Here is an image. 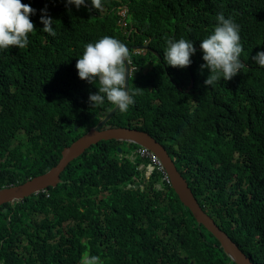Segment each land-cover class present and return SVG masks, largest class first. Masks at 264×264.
I'll use <instances>...</instances> for the list:
<instances>
[{"label":"trees","instance_id":"trees-1","mask_svg":"<svg viewBox=\"0 0 264 264\" xmlns=\"http://www.w3.org/2000/svg\"><path fill=\"white\" fill-rule=\"evenodd\" d=\"M163 1L141 8L132 0L137 38L154 36L162 56L165 36L200 47L222 12L239 25L245 68L205 86L201 49L184 69L151 52L136 55V64L152 69L134 72L130 89L142 93L106 127L137 128L163 143L204 210L254 264H264V67L251 58L264 51V0ZM21 2L37 10V24L27 47L0 50V189L57 165L64 147L115 107L106 97L88 103L98 81L64 78L87 42L117 36L114 12L92 18L88 7L69 10L65 0ZM122 2L101 0L110 8ZM46 5L55 37L39 30ZM134 147L102 140L68 165L56 187L2 205L0 264H80L85 251L103 264H237L172 185L155 187L158 171L147 173L143 159L126 157Z\"/></svg>","mask_w":264,"mask_h":264},{"label":"clouds","instance_id":"clouds-1","mask_svg":"<svg viewBox=\"0 0 264 264\" xmlns=\"http://www.w3.org/2000/svg\"><path fill=\"white\" fill-rule=\"evenodd\" d=\"M140 1L144 4L141 8H158L159 6L164 7V4H166L163 0ZM131 3L132 0H126V2L110 8L107 4L101 3V0H91V3L86 0H65V7L69 10H71L72 5L77 9L82 6L88 7L90 17L92 18H104L105 14L111 12H114V16L117 17V24L120 30L117 36L111 37L106 35L98 41L94 40V43H91V41L87 42L84 45L83 54L77 59L76 69H70V73H67L64 77L74 81H86L89 84L98 81V92L89 93L88 103L91 106L102 104L106 97L107 101L115 105L120 112L128 111L129 106L135 103L134 96L141 94L143 89L136 87L132 90L129 87V83L126 85V74L129 79L130 69H126L125 62L131 67L132 76L139 69L147 73L152 69V65L149 64L146 67L140 66L135 63L134 57L136 55L147 54L148 52L153 53L160 60L164 58L166 64L171 67L184 69L192 64L191 57L195 54L196 50L201 49L203 52L202 59L205 63L200 65V70L201 72L204 69L209 70V75L204 81L205 86H211L221 78L224 81H230L245 68V64L240 60L243 46L240 42L239 25L231 17L226 19L222 12L218 13L216 16V20L218 21L217 25L213 32L201 41L200 47H194L192 41L184 38L175 40L174 38L165 36L164 40L167 47L164 50V56H162L153 46L154 36H148L142 39L136 37V34H140V30L132 20ZM39 11L40 23L43 24V29L40 26L41 29L39 30L55 37L54 20L48 14L47 5ZM36 13V9L32 8L29 4L22 3L21 0H0V50L8 49L9 47L19 49L27 47L29 44V33H33L36 30L37 21L31 17L36 15ZM53 37H50V39ZM251 58L256 64L264 67V51L257 52ZM145 69H148V71L145 72ZM192 80H194L193 86ZM194 85L195 75L193 74L191 85L187 91H191ZM109 112L102 113L100 120ZM105 128L109 127L105 126ZM16 140L14 141L15 143ZM135 145L136 147L126 157H131L132 159L141 158L140 156L134 158V150L140 147H147L138 144ZM152 153L155 154L154 152ZM157 158L160 160L158 156ZM141 159L144 160L140 165L141 170H145L150 174L156 170L161 174L160 181L155 182L156 188L162 190L165 184L172 185L171 178L161 160L165 172L170 178V182L163 181L164 174L157 169L156 165H153L152 169H148L147 166L151 163V160L146 158ZM49 188L40 192L48 191ZM80 264H103V261L99 256L91 255L89 251H85L81 255Z\"/></svg>","mask_w":264,"mask_h":264},{"label":"water","instance_id":"water-1","mask_svg":"<svg viewBox=\"0 0 264 264\" xmlns=\"http://www.w3.org/2000/svg\"><path fill=\"white\" fill-rule=\"evenodd\" d=\"M125 64L126 69H130L129 79L126 74V85L129 83V87H131V67L127 65V62H125ZM193 84L194 80H192V86ZM117 111V107L113 108L96 126L90 128L89 131L71 145L66 146L62 151V158L58 164L45 173L35 176L24 183L1 188L0 207L6 203L19 202L49 187H56L62 181V173L66 170L68 165L80 157L88 148L102 140H116L138 144L147 147L160 158L171 178L172 186L179 195L181 201L192 211L198 223L203 224L220 241L221 247L224 248L225 252L237 264H254L251 257L248 256L215 219L204 210L190 187L188 180L180 172L174 158L163 143L158 141L147 131L137 128H105ZM119 151L121 152L122 148H119Z\"/></svg>","mask_w":264,"mask_h":264},{"label":"built area","instance_id":"built-area-1","mask_svg":"<svg viewBox=\"0 0 264 264\" xmlns=\"http://www.w3.org/2000/svg\"><path fill=\"white\" fill-rule=\"evenodd\" d=\"M134 158L137 156H140L141 158H146L151 160V163L148 164V169H152L153 165L157 166V169L164 174L163 181L164 182H170L169 176L166 174L164 166L162 165L161 161L157 158L155 154L150 152L147 148H137L134 150Z\"/></svg>","mask_w":264,"mask_h":264},{"label":"rangeland","instance_id":"rangeland-1","mask_svg":"<svg viewBox=\"0 0 264 264\" xmlns=\"http://www.w3.org/2000/svg\"><path fill=\"white\" fill-rule=\"evenodd\" d=\"M148 71V69H145V72H147ZM16 143H18V140H16Z\"/></svg>","mask_w":264,"mask_h":264}]
</instances>
